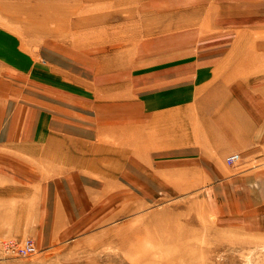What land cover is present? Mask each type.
Wrapping results in <instances>:
<instances>
[{
	"label": "rangeland",
	"instance_id": "rangeland-1",
	"mask_svg": "<svg viewBox=\"0 0 264 264\" xmlns=\"http://www.w3.org/2000/svg\"><path fill=\"white\" fill-rule=\"evenodd\" d=\"M234 1L210 12L209 5L192 19L163 0H0V30L38 62L40 79L71 92L73 113L80 104L127 108L131 100L171 113L176 91L192 85V75L226 68L264 76L255 63L264 60V49H256L264 45L256 33L264 30V3ZM229 58L247 64H223ZM168 158V178H153L148 202L137 195L134 203L124 184L118 217L102 223L92 212L83 225L55 233L25 225L22 237L0 236V264H264V235L216 218L207 193H198L191 178H177L175 158ZM25 241L36 247L33 255L8 252L9 243Z\"/></svg>",
	"mask_w": 264,
	"mask_h": 264
},
{
	"label": "crops",
	"instance_id": "crops-1",
	"mask_svg": "<svg viewBox=\"0 0 264 264\" xmlns=\"http://www.w3.org/2000/svg\"><path fill=\"white\" fill-rule=\"evenodd\" d=\"M223 1L163 0L192 19ZM256 33L264 35L263 28ZM5 34L0 30V236L22 237L25 225L55 233L83 225L92 212L102 223L118 217L121 186L134 203L137 195L148 202L153 178H168L169 154L177 178H191L198 193H207L216 218L264 235L263 75L226 68L192 75V85L176 91L171 113L158 106L153 113L136 100L120 109L80 104L73 113L71 92L40 79L38 62L19 54ZM237 43H231L234 50ZM255 63L264 67L262 57ZM233 155L238 159L229 164Z\"/></svg>",
	"mask_w": 264,
	"mask_h": 264
},
{
	"label": "built area",
	"instance_id": "built-area-1",
	"mask_svg": "<svg viewBox=\"0 0 264 264\" xmlns=\"http://www.w3.org/2000/svg\"><path fill=\"white\" fill-rule=\"evenodd\" d=\"M238 159V155H233L227 158V162L230 164ZM8 252L19 256L26 257L33 255L36 252V247L31 241H25L22 244H16L14 242L7 245Z\"/></svg>",
	"mask_w": 264,
	"mask_h": 264
}]
</instances>
